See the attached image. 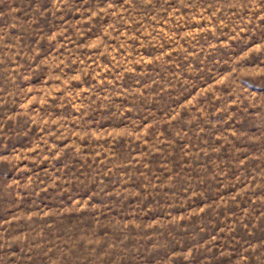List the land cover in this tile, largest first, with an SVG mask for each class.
Returning <instances> with one entry per match:
<instances>
[{
  "label": "rangeland",
  "instance_id": "obj_1",
  "mask_svg": "<svg viewBox=\"0 0 264 264\" xmlns=\"http://www.w3.org/2000/svg\"><path fill=\"white\" fill-rule=\"evenodd\" d=\"M0 264H264V0H0Z\"/></svg>",
  "mask_w": 264,
  "mask_h": 264
}]
</instances>
